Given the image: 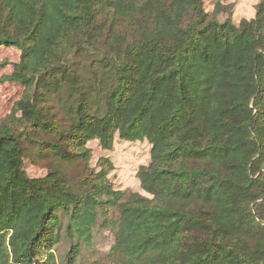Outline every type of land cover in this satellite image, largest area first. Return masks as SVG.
Masks as SVG:
<instances>
[{"label":"trees","instance_id":"1","mask_svg":"<svg viewBox=\"0 0 264 264\" xmlns=\"http://www.w3.org/2000/svg\"><path fill=\"white\" fill-rule=\"evenodd\" d=\"M204 3L0 0V264H264V0ZM116 138L150 146L143 194L91 165Z\"/></svg>","mask_w":264,"mask_h":264},{"label":"rangeland","instance_id":"2","mask_svg":"<svg viewBox=\"0 0 264 264\" xmlns=\"http://www.w3.org/2000/svg\"><path fill=\"white\" fill-rule=\"evenodd\" d=\"M216 2L224 6L225 13H230L232 22L237 25L241 19L248 20L254 16L257 0H205V10L212 11ZM225 13L218 15L219 21L225 20L227 17ZM18 55L19 53L14 49H0V78L11 74L10 64L18 60ZM3 64L5 66H2ZM20 94L19 86L9 82L0 83V119L10 111ZM88 145L92 149V166H95L99 158L105 157L113 163L114 171L109 175V179L116 189L143 194L135 174L140 166L146 165L149 161L150 146L146 142L126 143L116 138L111 152L101 150L97 142H90ZM25 172L31 178H39L46 174V169L43 165L26 162ZM104 236L106 237L103 243L97 247L100 254L107 253L113 242L109 233H105Z\"/></svg>","mask_w":264,"mask_h":264}]
</instances>
